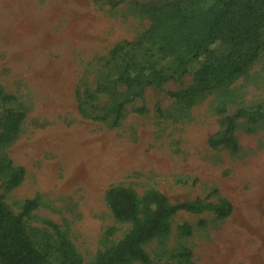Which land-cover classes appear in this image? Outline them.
I'll list each match as a JSON object with an SVG mask.
<instances>
[{"label": "rangeland", "instance_id": "obj_1", "mask_svg": "<svg viewBox=\"0 0 264 264\" xmlns=\"http://www.w3.org/2000/svg\"><path fill=\"white\" fill-rule=\"evenodd\" d=\"M179 3L194 14L207 0H0V196L18 215L26 201L38 207L25 219L48 264H63L60 233L95 264L131 230L112 216L107 191L127 187L143 196L158 191L171 203L229 200L231 217L181 213L167 237L145 249L154 264H177L182 247L195 264H264V52L233 51L216 42L184 67L161 55L151 38L155 18ZM192 7V8H191ZM158 15V16H159ZM264 42V27L259 32ZM135 42L136 74L154 65L170 78L147 89L121 118L111 107L127 94L114 88L123 70L118 44ZM208 66L207 88H199ZM105 92L80 112L79 89ZM107 87V88H106ZM113 90V92H112ZM247 110L225 146L222 118ZM22 116L16 132L8 111ZM224 112V114H222ZM104 116L105 121L97 118ZM23 168L18 187L12 174ZM189 225L190 237L178 228ZM116 229L108 234L109 229Z\"/></svg>", "mask_w": 264, "mask_h": 264}, {"label": "trees", "instance_id": "obj_2", "mask_svg": "<svg viewBox=\"0 0 264 264\" xmlns=\"http://www.w3.org/2000/svg\"><path fill=\"white\" fill-rule=\"evenodd\" d=\"M211 2L208 9L201 8L198 3L194 14L188 15L187 10L179 3L171 5V12L161 17V9H154L151 15L156 19L151 30V38L159 53L164 57L173 58L178 67H184L188 61L199 59L208 46L216 42L228 45L233 51H241L250 45H256V52H264V42L259 32L264 27V0H207ZM191 7V8H192ZM160 14V15H159ZM159 15V16H158ZM135 42H124L116 45L110 52L113 60H122L123 70L117 75L113 86L126 89L124 99L111 107L113 113L121 118L125 108L136 100L143 98L147 89L162 87L170 78L154 65H148L142 71L133 74L137 68L133 58ZM208 66L200 73L202 79L199 88L207 86ZM107 88V87H106ZM207 88V87H206ZM105 92L98 86L95 90L79 89L77 92L79 110L85 113L86 107L93 104L99 93ZM113 92V90H112ZM10 97L0 86V100L10 102ZM247 110H239L232 116L222 118L223 137L221 143L238 152V144L234 130L238 120L245 118ZM8 118L13 123L10 130L16 132L22 116L9 110ZM224 114V112H222ZM105 121L106 117L97 118ZM25 170L17 168L12 174L11 186L18 187L24 178ZM218 189H213L208 200L219 195ZM107 201L112 216L117 222L132 225L128 234L115 246L99 254L95 264H154L145 246L160 237H167L171 231V223L181 213L200 215L205 212L215 213L218 219L225 220L233 214L234 207L229 200L218 203L208 200H194L171 203L164 194L150 190L143 196L132 188L114 187L107 191ZM38 207V198L25 202L22 212L13 214L0 196V264H48V256L38 250L28 234L25 219ZM111 228L108 234H114ZM182 236L190 237L193 229L189 225L178 228ZM59 252L63 264H84L67 237L60 233ZM191 249L182 247L175 255L177 264H195Z\"/></svg>", "mask_w": 264, "mask_h": 264}]
</instances>
